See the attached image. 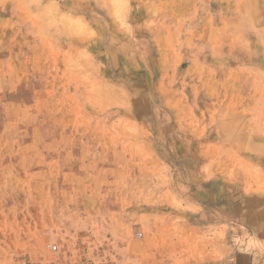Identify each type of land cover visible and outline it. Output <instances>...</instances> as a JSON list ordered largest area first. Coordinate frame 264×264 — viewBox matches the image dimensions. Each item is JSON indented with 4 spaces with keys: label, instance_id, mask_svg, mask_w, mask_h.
Segmentation results:
<instances>
[{
    "label": "rangeland",
    "instance_id": "1",
    "mask_svg": "<svg viewBox=\"0 0 264 264\" xmlns=\"http://www.w3.org/2000/svg\"><path fill=\"white\" fill-rule=\"evenodd\" d=\"M220 92L264 123V0H0V264H208Z\"/></svg>",
    "mask_w": 264,
    "mask_h": 264
},
{
    "label": "crops",
    "instance_id": "2",
    "mask_svg": "<svg viewBox=\"0 0 264 264\" xmlns=\"http://www.w3.org/2000/svg\"><path fill=\"white\" fill-rule=\"evenodd\" d=\"M247 99L208 93V264H264V123Z\"/></svg>",
    "mask_w": 264,
    "mask_h": 264
},
{
    "label": "built area",
    "instance_id": "3",
    "mask_svg": "<svg viewBox=\"0 0 264 264\" xmlns=\"http://www.w3.org/2000/svg\"><path fill=\"white\" fill-rule=\"evenodd\" d=\"M50 247H51L52 250H54V251L59 250V246H58L57 244H52V245H50Z\"/></svg>",
    "mask_w": 264,
    "mask_h": 264
}]
</instances>
